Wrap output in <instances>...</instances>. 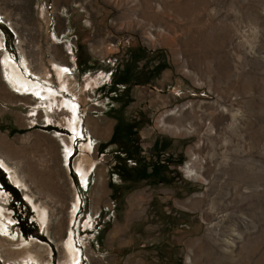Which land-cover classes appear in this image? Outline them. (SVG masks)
I'll use <instances>...</instances> for the list:
<instances>
[{
  "label": "rangeland",
  "instance_id": "1",
  "mask_svg": "<svg viewBox=\"0 0 264 264\" xmlns=\"http://www.w3.org/2000/svg\"><path fill=\"white\" fill-rule=\"evenodd\" d=\"M0 45V264H264V0H0Z\"/></svg>",
  "mask_w": 264,
  "mask_h": 264
},
{
  "label": "bare ground",
  "instance_id": "2",
  "mask_svg": "<svg viewBox=\"0 0 264 264\" xmlns=\"http://www.w3.org/2000/svg\"><path fill=\"white\" fill-rule=\"evenodd\" d=\"M0 48H1V45H0ZM24 64H25V62L23 61L22 62V68L24 69V71H26L27 69H28V66L26 67V66H24ZM4 67H5V69H9V72H10V74L12 75V77L11 76H9V72H7L6 74L8 75V77L7 78H9V83L14 87V88H16V89H20L21 90V92L23 91V93H25V91L27 92V91H37L38 93H39V97H41L44 101L43 102H48V99H49V102H51V101H54L56 98H57V96L60 98V100H59V108L61 109V110H64V111H70V116H71V118L68 120V124H69V130H70V132H71V135H72V137H71V140H75V141H77V137H81L82 139H81V141H83L84 140V138H83V136H82V134L81 133H79V129H78V127H79V124H80V119L76 116V113H77V104H75L74 102H72V101H70V100H68V99H66V97H63V96H60L59 95V93L58 92H56V91H54V90H52L50 87H48L47 85H40L38 82H34V81H32V79L31 80H29L30 78H29V76L26 74V73H22V71L21 70H19V66L17 65V63L15 62V61H13V59L10 57V56H8V55H5V60H4ZM62 71H63V69H59V75H61L62 74ZM27 76H28V78H27ZM37 78V77H36ZM12 79V80H11ZM34 80V79H33ZM43 84H45L44 82H43ZM66 92L64 91V94H65ZM51 100V101H50ZM51 106V105H50ZM75 123V124H74ZM74 124V125H73ZM81 126V125H80ZM71 143V142H70ZM79 143V142H78ZM88 144V143H87ZM87 144L85 143V141H83V142H81V145H80V147L83 149L84 148V150L85 151H87V148L89 149V147L87 146ZM68 148V147H67ZM74 148V147H73ZM70 149H72V148H70ZM73 151H74V149H72ZM71 150V151H72ZM71 151H69V152H67L66 154H67V157L66 158H68L70 155H71ZM70 159V158H69ZM7 162H5L3 159H1L0 158V168L7 174V176L6 177H8V181L10 182V184L13 186V187H15V188H18V189H20L21 191H23L24 190V187H23V185L21 184V182L19 181V180H17V179H15V178H13V176H12V174L11 173H13V172H11V167H9L7 164H6ZM7 165V166H6ZM67 166V165H66ZM90 168V167H89ZM75 169V168H74ZM89 170V169H88ZM76 173H77V176H78V178L80 179L81 177L80 176H82L83 175V173H88V172H85L82 168H81V166L80 165H78L77 166V168H76ZM4 174V173H3ZM85 176V175H84ZM83 176V177H84ZM82 177V178H83ZM2 183L0 182V185H1ZM10 186V185H9ZM11 187V186H10ZM12 188V187H11ZM13 189V188H12ZM25 197H24V200L28 203V204H30L31 206H32V209L36 212V216H37V221H38V223H40V227H43V225H45L46 224V221H45V219L44 218H42L41 217V214H40V210L38 209V207L36 206V204L32 201V198H30V197H28L27 195H24ZM8 199L9 198V195L6 193V191H3V190H1V192H0V200H3V199ZM77 198V197H76ZM79 198V197H78ZM78 198L76 199L77 200V202H79V200H78ZM23 200V199H22ZM23 202V201H22ZM80 203V202H79ZM81 204V203H80ZM74 205H75V202H74ZM75 206H77V205H75ZM74 208V207H73ZM79 208H80V206H79ZM31 209V210H32ZM1 212V211H0ZM72 214H74V212L72 213ZM76 215V214H75ZM35 216V217H36ZM1 217V216H0ZM73 217V216H72ZM72 217H70V220H71V218ZM75 218V217H74ZM4 221H7L5 224L4 223H2V222H0V235L2 236V237H5V238H7L8 240H10V241H14L15 239V237L13 238H11L10 237V234H9V232H10V229L8 230V226H13V221L12 220H6V219H4ZM3 221V222H4ZM74 221V220H73ZM46 228V227H45ZM41 229V228H40ZM44 231V230H43ZM69 238V243H67L66 245H67V247H69L68 249H69V251H70V257H71V259L70 260H72V264H76L78 261V251H75V250H73V249H76L73 245H71V236L70 237H68ZM23 241H26V240H24V239H22ZM17 242V241H16ZM30 242H35V243H37V244H40V245H43V244H41V243H39L38 241H36V240H33V239H31L30 240ZM66 242H68V240L66 241ZM30 244V243H29ZM29 244H26L25 243V245L24 246H28ZM66 249V248H65ZM75 251V252H74ZM69 253V252H68ZM69 257V258H70ZM2 260H1V256H0V262H1ZM27 262V261H26ZM28 263H33V264H37L36 262H35V259H31V258H28ZM27 264V263H26Z\"/></svg>",
  "mask_w": 264,
  "mask_h": 264
},
{
  "label": "flooded vegetation",
  "instance_id": "3",
  "mask_svg": "<svg viewBox=\"0 0 264 264\" xmlns=\"http://www.w3.org/2000/svg\"><path fill=\"white\" fill-rule=\"evenodd\" d=\"M0 182H1V180H0Z\"/></svg>",
  "mask_w": 264,
  "mask_h": 264
}]
</instances>
